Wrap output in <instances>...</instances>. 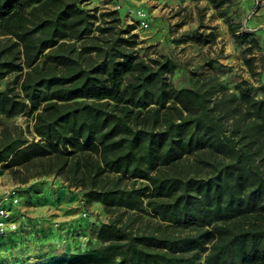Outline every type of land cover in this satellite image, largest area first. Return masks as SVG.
Listing matches in <instances>:
<instances>
[{"label": "trees", "instance_id": "16d2710c", "mask_svg": "<svg viewBox=\"0 0 264 264\" xmlns=\"http://www.w3.org/2000/svg\"><path fill=\"white\" fill-rule=\"evenodd\" d=\"M84 1L0 0V79L25 69L20 95L0 90V113L35 111L37 137L1 130L0 165L53 174L116 214L92 231L98 247L50 264H264V86L175 88L169 58L139 57L117 12ZM143 206L157 222L137 227Z\"/></svg>", "mask_w": 264, "mask_h": 264}, {"label": "rangeland", "instance_id": "374dc122", "mask_svg": "<svg viewBox=\"0 0 264 264\" xmlns=\"http://www.w3.org/2000/svg\"><path fill=\"white\" fill-rule=\"evenodd\" d=\"M253 2L228 0L220 10L212 8L207 0H85L81 7L97 15L116 11L119 22L114 23V30H128L120 36L133 42L132 50L139 57L146 60L165 56L175 64L169 76L175 88H192L195 80L216 76L232 93L248 86L256 97H262L264 1L259 0L257 6ZM235 23L252 33L241 43L228 31V25ZM82 41L73 40L76 46ZM5 43L0 36V52ZM246 58L251 60L252 70L244 64ZM24 71H12L1 78L0 90L20 95ZM34 114L29 109L9 117L0 113V131L6 129L28 142L36 141L32 131ZM29 173L22 169L12 173L0 165V190L14 186L19 198L14 216L18 229L0 242V264H50L56 256L51 255L54 251L68 254L74 247L79 251L98 247L100 243L93 239L92 231L116 214H106L98 202L86 204L79 187L53 174L30 177ZM139 215L137 227L157 222L144 206ZM175 231L184 234L187 230Z\"/></svg>", "mask_w": 264, "mask_h": 264}, {"label": "built area", "instance_id": "2783aa9c", "mask_svg": "<svg viewBox=\"0 0 264 264\" xmlns=\"http://www.w3.org/2000/svg\"><path fill=\"white\" fill-rule=\"evenodd\" d=\"M257 6L259 0H254ZM141 15L140 12L137 13ZM19 203L18 193L14 186L2 187L0 190V242L6 240L18 229L15 208Z\"/></svg>", "mask_w": 264, "mask_h": 264}, {"label": "crops", "instance_id": "0c3cea01", "mask_svg": "<svg viewBox=\"0 0 264 264\" xmlns=\"http://www.w3.org/2000/svg\"><path fill=\"white\" fill-rule=\"evenodd\" d=\"M94 239V238H93ZM95 240V239H94ZM75 248V247H74ZM74 248H72L71 249V251H69V253L68 254H63V253H60V251L58 250V251H54V253L55 254H52L51 253V255H56V256H53V257H57V258H60V257H70V255H72V254H76V253H80V252H82V251H84V250H81V251H79V250H77V249H74ZM86 249H89V248H86ZM85 249V250H86ZM47 256V255H46Z\"/></svg>", "mask_w": 264, "mask_h": 264}]
</instances>
